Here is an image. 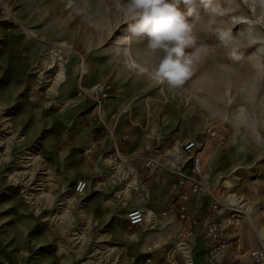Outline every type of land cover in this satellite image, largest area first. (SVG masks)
I'll return each mask as SVG.
<instances>
[{
    "label": "rangeland",
    "instance_id": "obj_1",
    "mask_svg": "<svg viewBox=\"0 0 264 264\" xmlns=\"http://www.w3.org/2000/svg\"><path fill=\"white\" fill-rule=\"evenodd\" d=\"M216 2L223 15L210 24L201 11L194 22L204 47L193 75L169 89L117 54L128 33L116 0H0V264H147L148 248L176 235L171 206L179 189L174 167L149 176L140 157L147 146L168 151L188 138L202 145L211 188L243 211L244 252L260 247L264 0ZM221 29L237 36L235 55L218 41ZM154 59L146 53L139 64ZM107 85L103 124L92 91ZM120 86L125 104L107 111ZM218 126L227 131L222 145L207 136ZM115 144L124 158L116 163ZM81 180L84 194L75 190ZM196 201L206 213L207 196ZM137 207L156 218L129 230ZM189 256L193 264H250L248 256L209 258L201 241Z\"/></svg>",
    "mask_w": 264,
    "mask_h": 264
},
{
    "label": "built area",
    "instance_id": "obj_2",
    "mask_svg": "<svg viewBox=\"0 0 264 264\" xmlns=\"http://www.w3.org/2000/svg\"><path fill=\"white\" fill-rule=\"evenodd\" d=\"M110 86L100 87L94 91L93 98L97 101V118L99 123L104 122L101 113V103L109 98ZM120 117L115 115V126ZM207 136L222 145L227 138L225 127H211L207 130ZM202 145L193 138L185 139L183 143L173 150L159 151L152 146L146 147V154L140 157L145 162L149 176L163 168L172 169L176 173V185L179 189L171 212L174 211L178 228L176 235L167 243H157L150 246L147 264H160L164 257L169 264H180L187 258L189 252H194L197 242L201 241L206 250V256L216 258L218 256L232 255L237 258L248 256L250 264H264V240L260 247L245 253L239 224L243 219V211L230 199V195L217 194L211 188L205 171V164L201 157ZM155 153L160 157L156 158ZM116 163L124 158L120 148L115 144V151L110 156ZM88 184L81 180L76 185V192L84 194ZM206 197L209 209L201 213V206L196 198ZM166 214V213H163ZM159 215V214H158ZM157 215V216H158ZM146 222L145 212L142 208L132 209L127 217L129 230L143 227ZM160 253V255H159Z\"/></svg>",
    "mask_w": 264,
    "mask_h": 264
},
{
    "label": "clouds",
    "instance_id": "obj_3",
    "mask_svg": "<svg viewBox=\"0 0 264 264\" xmlns=\"http://www.w3.org/2000/svg\"><path fill=\"white\" fill-rule=\"evenodd\" d=\"M116 3L126 20L128 33L118 40L117 54L124 56L126 67L139 69V74H146L156 83H166L169 89L180 88L193 75L200 59L204 45L198 43L193 30L194 22L201 19V11L210 15V24L217 15H223L216 0H116ZM215 34L235 55L233 46L238 38L231 29H221ZM133 41L143 43V48L134 50ZM146 53L155 59L148 68H143L139 58Z\"/></svg>",
    "mask_w": 264,
    "mask_h": 264
},
{
    "label": "bare ground",
    "instance_id": "obj_4",
    "mask_svg": "<svg viewBox=\"0 0 264 264\" xmlns=\"http://www.w3.org/2000/svg\"><path fill=\"white\" fill-rule=\"evenodd\" d=\"M64 45V44H63ZM65 46V45H64ZM85 75H88L89 74V70H87V68L85 67V73H84ZM83 80V79H82ZM82 80L80 81V86H81V88L83 87L82 86ZM99 88V86H97L96 87V89H94L92 92H94L95 90H97ZM233 197V196H232ZM231 199V198H230ZM232 201H233V203L235 202V200L234 199H231ZM241 203V202H240ZM140 208H142L143 210H144V212H145V216H146V222H147V220H149L150 218L151 219H155L156 218V216L154 215V213L153 212H151L150 210H148L147 208H145V207H140ZM128 217V216H127ZM243 217H244V215H243ZM153 221H155V220H153ZM156 222V221H155ZM152 224V223H151ZM259 236H260V238H262V239H264V231H260L259 232ZM193 254L194 255V252H189V254ZM189 254L187 255V257L189 256ZM193 262V258L191 257L190 258V256H189V260H188V264H193L192 263Z\"/></svg>",
    "mask_w": 264,
    "mask_h": 264
},
{
    "label": "crops",
    "instance_id": "obj_5",
    "mask_svg": "<svg viewBox=\"0 0 264 264\" xmlns=\"http://www.w3.org/2000/svg\"><path fill=\"white\" fill-rule=\"evenodd\" d=\"M113 82H114V90H115V80ZM122 87L120 86V87L116 88V93L118 94V96L120 95L121 97L111 100V102L108 103V110L107 111H117L122 105L125 104V101L122 100V95H123Z\"/></svg>",
    "mask_w": 264,
    "mask_h": 264
}]
</instances>
